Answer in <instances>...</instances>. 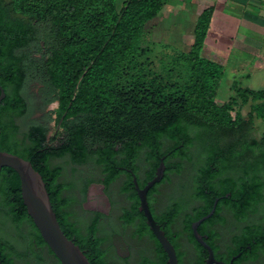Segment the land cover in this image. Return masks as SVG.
I'll return each mask as SVG.
<instances>
[{
	"label": "trees",
	"instance_id": "16d2710c",
	"mask_svg": "<svg viewBox=\"0 0 264 264\" xmlns=\"http://www.w3.org/2000/svg\"><path fill=\"white\" fill-rule=\"evenodd\" d=\"M170 1L123 0L118 6L117 0H0V86L4 90L0 151L28 160L40 174L60 228L91 264H114L101 246L99 214L87 221L83 231L72 221L68 208L72 199L64 195L68 185L59 181L62 167L52 166V158L68 156L75 164L92 161L108 185L119 176L118 166L136 172L137 158L145 150L150 165L146 179L152 178L162 157L168 179L181 171L184 160L191 159L189 149L196 143L195 187L230 192L242 199L244 164L249 161L252 202L263 198L258 174L264 173V88L252 90L234 79L228 99L216 102L224 65L201 54L213 6L200 11L187 51L167 48L168 44L156 49L145 25ZM33 43L38 57L26 52ZM163 50L172 53L165 63L158 57ZM30 79L42 86L38 99L43 106L58 103V137H47L51 113L23 133L14 122L28 112L23 90ZM256 121L262 123L259 132ZM122 189L130 201L121 216L123 223L135 221L136 235L148 236L154 243V260L143 257L139 264H166V254L138 210L130 174L126 173ZM154 191L155 187L150 194ZM207 202L208 209L213 197ZM0 206L2 217L16 228L28 219L37 231L23 205L18 175L9 167L0 171ZM178 213V205H173L155 216L175 247L177 234L171 226ZM176 250L183 264V253ZM54 259V264H60Z\"/></svg>",
	"mask_w": 264,
	"mask_h": 264
},
{
	"label": "flooded vegetation",
	"instance_id": "af4514ba",
	"mask_svg": "<svg viewBox=\"0 0 264 264\" xmlns=\"http://www.w3.org/2000/svg\"><path fill=\"white\" fill-rule=\"evenodd\" d=\"M145 163L147 164V169L143 171L142 178L139 176L138 169L135 172L125 166H118V170L120 171L119 176L108 185L105 184L104 175L100 169L101 178L99 193L103 197L107 198V193L109 192L111 185L120 180L117 190V198L115 199V207H113L114 209L112 208L113 210L107 212L92 206L86 207V201H84L81 203L83 212L80 210L81 213H83V217L76 219L73 217V214H71L72 221L76 222L77 225H79V221H81V219L90 220L99 214L98 224L102 225V228L105 231L101 246L105 251L106 259L114 264H131L130 247L127 243H124L123 240H120V243L124 245V247L121 248V244L116 240L117 238H120L117 233L118 227L116 226V221L118 223L121 222L120 226L122 228H131L132 231L130 238L141 240L145 237H148H138L136 235L135 221L130 224H124L123 220L121 219V216L125 210L130 208L128 193L124 192L122 189L125 183L126 173L130 174L131 176L132 173L135 174L137 177L138 186L142 188L146 182L151 179H146L148 174L147 171L150 170V165L146 160ZM249 163L250 162L248 161V163L244 164V170L247 173L245 174L246 190L242 199L232 197L230 192L221 194L217 189L209 190L206 187H195L193 181L192 194L190 198L170 200L169 203L165 205V208L161 210L160 213L172 207L173 205H178L179 213L171 226L172 231L177 234L176 242L178 246L175 247L174 244L173 246L175 250H179V240L181 238H183L187 243L191 244L193 250V259L190 263L205 264V261L208 258V249L206 247L208 246L212 252V264H216L217 262H231L232 264L237 262L238 264H264V173L262 172L258 174L260 180L263 182V186L261 185L260 191L263 198L258 202H252L251 197L253 196L252 194L254 193V190L250 188L251 168ZM166 181H168V179H165L163 176L161 181L148 189L146 194L149 209L158 224L159 222L155 218V205L158 202L157 196L159 195L158 186ZM154 187L155 191L153 194H150ZM210 197H213L215 206L213 202L212 206L207 209V200ZM226 201H230L232 203L231 207ZM71 205L72 204H70L68 207L69 210ZM213 206L214 210L210 217L201 221L196 226L197 235L203 242V244H200L193 236L192 223L209 213ZM114 211L118 213L116 217H114ZM236 212L241 213L242 216L238 218L235 216ZM197 214H200V216H197ZM177 218L180 219L179 231H174L172 227L175 224ZM160 225L161 224H159V226ZM161 229L163 230V228ZM37 231L31 226V223L28 219L22 220L18 228L12 225L9 221H6V223L3 224L0 223L1 264L7 262H11V264H16L17 262L20 264H44V253L46 252L49 256L51 253L47 245L40 243V239L36 233ZM190 237L195 241V243L190 242ZM109 239L111 242L110 246L107 245ZM113 248L117 254H120L121 249L125 250L126 252L123 255L120 254V263L113 262L112 257L110 256L109 250Z\"/></svg>",
	"mask_w": 264,
	"mask_h": 264
},
{
	"label": "rangeland",
	"instance_id": "374dc122",
	"mask_svg": "<svg viewBox=\"0 0 264 264\" xmlns=\"http://www.w3.org/2000/svg\"><path fill=\"white\" fill-rule=\"evenodd\" d=\"M122 0H117L118 6L121 4ZM169 3H174L173 1H170ZM168 3V4H169ZM188 7H192V18L191 15L187 16L184 13H180V16L176 18L178 23L181 25L178 27V30L183 36H185L188 31L190 32V36L192 37V30L196 15L198 13V8L201 6L198 3H194L193 0H188L187 2ZM193 22V23H191ZM188 23L190 26L185 28ZM168 25H171L170 22H168ZM179 25V24H177ZM164 29V28H163ZM167 29V28H166ZM165 29V30H166ZM190 37V38H191ZM189 38V39H190ZM192 39V38H191ZM191 39L189 40V43L185 44H178L179 47H176L172 44H169L167 48H174L176 51H187L189 48V45L191 43ZM150 40L154 44H156V49H162L163 46H166V33H158V35L155 38L150 37ZM42 44V42H41ZM211 47V46H210ZM206 45L204 42V48L201 52L203 56H205L207 53H210V50H206ZM204 49L207 51L204 52ZM36 50V44L33 43L31 46H29L26 49V52L30 53L32 56L38 57L39 54L35 52ZM163 50L161 52V56L158 55V57H161V63H165V61L169 60L171 56L170 51ZM167 54V57L165 54ZM208 55V54H207ZM157 68H159L160 63L156 61ZM228 67H224V74L222 78L219 81L218 87H217V93H216V102L217 103H223L228 99V97L231 94L230 91V85L231 81L233 79L238 80L240 84L243 86L245 81L241 79V73L237 74L233 77L229 75L228 73ZM41 84L38 83L35 80H27L24 86L23 95L26 99V102L28 104V112L25 113L22 116L15 117L14 122L19 126L20 132L23 133L27 127L34 123V122H44L46 121V115L51 113L52 120L48 122V133L47 137H58L59 134V123L56 121V109L58 106V103L56 101L49 103L45 106L42 105L39 98V89L41 88ZM246 87V86H244ZM247 112V107H244L242 109V113L245 114ZM256 132H259L262 128V123H258L256 121ZM258 134V133H257ZM21 137L22 135L19 134ZM145 150H141L140 154L137 158V165H138V171L139 176L143 177V171L147 169V164L145 163ZM189 153L191 156L190 160H184L182 162V169L179 173L175 174L172 173L168 177V181L164 182L163 184H160L158 186L159 189V195L157 196L158 202L155 205L156 206V214H160L161 210L165 208V205L169 203L170 200L174 199H187L190 198L192 194V187H193V181L194 176L196 175V169L199 164V154H198V146L196 143H194L191 148L189 149ZM50 164L52 166L54 165H60L62 167V173L59 178V181L68 185L67 189L64 191V195L68 196L72 199L70 211L73 214V217L76 219H79L83 217V213H81L80 210L83 212V208L81 207V203L86 201L85 206L86 207H96L97 209H102L107 212L113 210L115 207V199L117 198V190L120 184V180L113 183L109 189V192L107 193V198L100 195V167L96 166L92 161H87L83 164H75L72 163L68 156L60 157V158H52L50 160ZM86 181L88 182L87 189L84 193H82V188L84 186V183ZM87 197V198H86ZM1 207V206H0ZM113 208V209H112ZM117 212L114 211V217L117 216ZM179 218H177L175 224L173 225L174 231H179ZM89 221V219H81L79 221V226L82 229V231L85 228V224ZM0 223H6V220L2 217L1 211H0ZM116 226L118 227L117 233L120 238H117L116 240L120 243V240H123L124 243H127L128 246L131 249V257H130V263L131 264H139V261L141 258L145 257L148 258L150 261L154 260L155 254H154V243L151 239L148 237H145L141 240L130 238L131 236V228H122L121 222L118 223L116 221ZM104 229L102 228V225H99V235L104 237ZM108 239V237H107ZM116 241V242H117ZM110 239L108 240V246L111 245ZM180 242V248L179 250L183 253V264H189L193 259V250L191 244L187 243L183 238L179 240ZM121 244V243H120ZM121 248L124 247L123 244L120 245ZM110 256L112 257L113 262L120 263V254H125V250L121 249L120 254H117L113 249H110ZM55 259L52 255H47V253H44V264H54ZM16 264H20L17 262Z\"/></svg>",
	"mask_w": 264,
	"mask_h": 264
},
{
	"label": "crops",
	"instance_id": "0c3cea01",
	"mask_svg": "<svg viewBox=\"0 0 264 264\" xmlns=\"http://www.w3.org/2000/svg\"><path fill=\"white\" fill-rule=\"evenodd\" d=\"M172 1L174 3L165 4L158 15L146 23L145 30L149 38H155L160 32L166 33V44L179 47L178 44L189 43L193 30L192 37L189 31L182 37L183 34L178 30L181 24L176 18L180 13L191 15L192 18L194 13L192 7L187 6L188 0ZM193 1L201 5L197 17L204 6L210 5L214 8L205 39L206 50L211 52L205 56L223 63L224 67L229 66L228 73L231 77L241 73L240 77L245 81L243 87L252 90L263 89L264 0ZM168 22L171 25H168ZM186 25L187 29L190 25ZM206 50L204 49L205 53Z\"/></svg>",
	"mask_w": 264,
	"mask_h": 264
},
{
	"label": "water",
	"instance_id": "95a60500",
	"mask_svg": "<svg viewBox=\"0 0 264 264\" xmlns=\"http://www.w3.org/2000/svg\"><path fill=\"white\" fill-rule=\"evenodd\" d=\"M4 97V90L0 86V101ZM3 167H9L13 169L20 181V193L23 205L26 208L28 216L31 218L33 224L39 232L42 240L45 242L49 250L60 264H91L79 246L69 239L57 221L55 213L52 210L48 193L45 189L44 182L40 174L35 171L31 163L15 154L0 151V171ZM165 165L163 163V157L160 158L159 164L155 169L153 177L146 182V184L140 188L137 183V177L132 173V183L138 197V210L142 212L146 225L150 232L161 246L162 250L166 254V264H178L177 252L165 235L164 231L160 228L159 224L154 219L147 202V191L154 184L161 181L164 176ZM130 171V170H129ZM215 206V202H214ZM213 208L209 213L202 216L200 219L192 223L193 236L195 240L203 244L200 237L197 235L196 226L203 220L210 217L213 213ZM206 246V245H205ZM208 249V258L205 264H212L213 257L211 249ZM1 264V262H0ZM216 264H232L217 262Z\"/></svg>",
	"mask_w": 264,
	"mask_h": 264
}]
</instances>
